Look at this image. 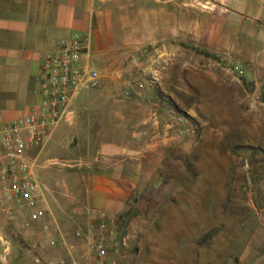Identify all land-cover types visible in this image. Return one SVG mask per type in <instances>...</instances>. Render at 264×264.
<instances>
[{
	"label": "rangeland",
	"instance_id": "rangeland-1",
	"mask_svg": "<svg viewBox=\"0 0 264 264\" xmlns=\"http://www.w3.org/2000/svg\"><path fill=\"white\" fill-rule=\"evenodd\" d=\"M115 2L114 54L73 100L90 91L94 106L50 147L57 224L8 237L34 257L90 264L74 231L95 209L112 219L117 264H264V15L230 0ZM110 146L122 155L100 159ZM118 158L121 202L88 204L84 177ZM66 177L78 201L61 193Z\"/></svg>",
	"mask_w": 264,
	"mask_h": 264
},
{
	"label": "crops",
	"instance_id": "crops-1",
	"mask_svg": "<svg viewBox=\"0 0 264 264\" xmlns=\"http://www.w3.org/2000/svg\"><path fill=\"white\" fill-rule=\"evenodd\" d=\"M230 1L232 4L229 7L246 9L250 3L251 8L255 12L257 10L258 16L264 15V0ZM116 4L115 0H0V125L21 118L37 102L36 88L42 58L54 50L59 40L69 38L73 32H80L85 39L88 61L94 66L114 54L112 22L125 20V17L118 14ZM92 94L93 92L88 91L73 103L76 95L69 104L70 116L43 136L39 145L31 151V170L38 178L42 193L41 203L46 210L44 222L31 220L28 208L20 210L17 202L8 194L6 184L0 180V264L63 263L61 259L31 256L33 246L21 247L7 234L22 224L33 228L42 224H57L54 201H61L63 198L55 193L52 182L47 181L50 172L46 168L52 160L49 155L50 147L58 143L56 137L64 128L80 129L78 127L81 126L84 113L94 106ZM122 151L124 149L110 146L108 150L102 149L98 157L108 160L122 155ZM3 161L5 158L0 155V163ZM125 165L124 158H118L100 166V172L87 174L84 179L92 184V189L90 198L86 194V202L98 205L95 196L102 193L107 201L100 205L118 206L116 204L121 202L120 198L123 196L118 188L122 189L123 185L130 183L128 175L119 174L117 171L128 170ZM67 177L60 179L58 183L61 193V186H65V198L70 182ZM68 196L78 201L75 195ZM79 210L80 207L72 209L74 213Z\"/></svg>",
	"mask_w": 264,
	"mask_h": 264
},
{
	"label": "built area",
	"instance_id": "built-area-1",
	"mask_svg": "<svg viewBox=\"0 0 264 264\" xmlns=\"http://www.w3.org/2000/svg\"><path fill=\"white\" fill-rule=\"evenodd\" d=\"M99 78L98 69L88 61L83 35L73 32L43 56L36 88L37 102L21 118L0 125V155L5 158L0 163V180L17 204L30 210L29 217L33 221L44 222L46 210L41 203V186L31 170V151L43 136L70 116L72 99L82 90L96 86ZM114 232L111 217L104 211L91 209L87 211L86 224L78 226L74 235L84 239L86 248L91 251L90 264H117L108 251Z\"/></svg>",
	"mask_w": 264,
	"mask_h": 264
}]
</instances>
